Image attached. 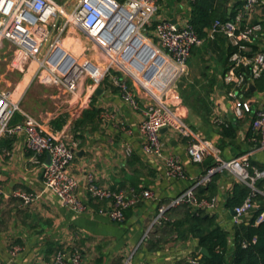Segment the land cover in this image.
Segmentation results:
<instances>
[{
  "label": "built area",
  "instance_id": "obj_1",
  "mask_svg": "<svg viewBox=\"0 0 264 264\" xmlns=\"http://www.w3.org/2000/svg\"><path fill=\"white\" fill-rule=\"evenodd\" d=\"M194 1L179 0L180 4L176 9L173 8L172 15L163 16L160 14L163 0H77L71 9L54 0H0V45L7 40L15 48V64L37 61L38 70L35 76L48 85L60 86L72 92L77 89L78 77L84 73L90 75L94 82L88 86L89 94H93L102 79L110 75L121 99L130 108L140 110L142 114L138 124L142 152L146 157L161 159L169 177L183 178L185 172L178 156L164 153L166 145L161 139L163 128L187 139L185 152L193 163H200L207 156L215 158V164L207 169L205 174L200 175L194 184L180 192L167 205L158 208L153 223L165 219V212L169 207L183 203L215 212L218 207L217 197L198 200L194 190L198 184L206 183L212 174L223 171H229L235 180L242 181L251 188V193L244 201L233 208L234 214H231L230 222L239 223L254 207L252 197L258 191L255 180L264 178V170L252 167L250 162L252 152L264 150V88L258 87V83L264 81V0H228L229 12L233 11L232 17L214 20L206 28V35L203 37L190 22V7ZM112 15L127 16L128 21L148 42L155 39V51L169 65L171 78L168 83L186 71L187 60L193 47H200L205 41L214 40L218 35L225 37L232 51L226 56V65L221 76L222 88L218 93L225 99L231 116L226 119L221 115H214L212 122L220 126L228 125L231 119L247 118L258 141L252 152L228 160L222 159L219 156L220 149L211 140L195 134L193 129L183 122L181 113L165 104V101L154 98L146 101L142 107L127 80L111 74V65H107L102 72L98 65L86 60L95 70L89 72L81 69L80 75L69 77L68 71L72 68L80 69L81 64L68 53L64 56L62 53L57 55V48L64 51L60 45L61 35L69 27H75L91 36L98 44L108 41L107 38H110L114 31L108 30L106 23ZM121 27L119 23L115 30L120 32ZM107 50L118 54L122 64L137 75L135 78L141 81L140 84L142 80L147 84L149 79L143 76L146 71L134 67L129 59L123 57V51L118 53L110 46ZM68 55L71 59H67ZM141 75L143 79L139 78ZM251 85H254V90ZM88 101L89 97L85 99V102ZM16 112L23 114V121L12 123ZM20 133L24 135L26 148L31 151V162L42 167L44 189L51 190L59 198L61 205L71 211L97 212L114 222H121L125 219L127 209L142 199L153 198L151 189L144 188L128 194L122 189L113 190L102 185L93 173H88L84 180L87 194L90 198L106 203L105 207L91 206L88 198L79 194V182L69 171L75 158V143L68 141L66 133L44 131L38 120L20 109L10 89H0V138ZM128 133L131 134L132 131L129 130ZM124 150L128 155L131 153L129 143L124 145ZM48 155L49 163L45 160ZM250 168H253L252 174ZM15 195L22 199L24 205L32 203L34 199L32 193L25 191H16ZM263 218L264 210L257 221ZM220 222L224 227L228 226L227 223ZM18 249L19 247H13L12 253ZM81 261L82 256L76 249L69 253L61 249L54 256V264H81ZM188 261L195 263L196 259L189 257Z\"/></svg>",
  "mask_w": 264,
  "mask_h": 264
},
{
  "label": "crops",
  "instance_id": "obj_2",
  "mask_svg": "<svg viewBox=\"0 0 264 264\" xmlns=\"http://www.w3.org/2000/svg\"><path fill=\"white\" fill-rule=\"evenodd\" d=\"M178 4H180L179 0H163L160 14L171 16L172 7L174 5L177 7ZM186 5L182 7L185 8ZM121 30L123 31L124 28ZM122 31L118 34L112 33L108 41L99 45L103 47L108 45L118 53L132 48L130 56L138 61L139 58L136 56L138 49L144 45L152 47L154 56L145 62L140 60L142 64L140 70L145 72L153 65L150 70L151 79L147 84L160 90L164 88L171 78L169 65L155 51L154 46L138 32L127 33L125 39L121 38ZM65 33L64 38L71 36L75 38L79 35L75 28L71 27ZM136 37L140 40L139 45L132 43ZM220 38H224L223 50H225L228 45L225 37L219 35L211 41L220 43ZM117 40H120L118 47L115 44ZM63 46L64 49L66 41ZM108 46H106L107 49ZM85 48L84 46V50ZM225 53H227L226 50ZM62 55H67V51L64 50ZM15 58V48L4 40L0 45V84L9 71L19 70L18 78L13 83V88H10L14 100L18 102L22 110L36 117L44 131L66 133L68 141L75 143V158L69 171L79 182V194L88 198L90 205L94 208L106 206L105 201L90 198L85 190V177L88 173H93L99 183L110 189H122L130 194L132 191L148 188L153 191V198L142 199L131 206L121 222H114L97 212L71 211L61 205L59 198L51 190L44 189L42 167L31 162V151L25 146L23 133L1 137L0 262L2 264H54V256L58 250L62 249L69 253L76 249L82 256L81 264H141L142 262L181 264L192 257L193 253L200 251L197 240H176L175 235H171L168 229L160 224L157 229L150 231L158 208L167 205L171 199L189 185L194 184L202 175V168L193 163L185 152L187 139L166 130L163 132L161 139L166 145L164 153L178 156L185 172L183 178L169 177L161 159L146 157L142 152L138 135V124L142 114L140 110H133L121 99L115 85L114 88L111 84L100 83L95 90L101 88L102 92L95 94L94 91L93 94H89L88 86L81 84L82 91L79 93L81 102L77 104L78 106L76 105L77 109L73 110V106L68 103L74 102L73 99H65L57 93L49 94L39 91L38 84H48L40 78L34 81L38 67L33 68V62L37 61H27L26 67L22 69L23 64H19L20 67L15 65ZM80 64L84 71L95 70L87 61ZM225 65L226 59L209 66L210 73L216 70L217 75H213L212 78L218 83L214 86L216 94L213 106L208 109L211 121L214 115H221L226 119L231 116L225 99L218 93L222 88L221 76ZM186 70L188 71V65ZM32 83L38 84L33 86ZM130 85L134 86L131 81ZM132 90L136 94L137 90ZM211 91L207 89L206 93ZM92 95H95V106L100 109V119L96 121V124H89L76 132L73 127L74 120L82 108L89 104ZM88 97L87 103L84 99ZM139 100L143 107L146 100L140 98ZM180 108L183 110L181 112L183 120L188 121L187 124L191 128L195 130L199 128L197 134L200 137L218 142L219 136L213 122L211 123L214 126L211 125V128L204 125L199 127L198 121H191L187 116L188 110ZM113 114L116 116L113 117ZM23 118L21 112H16L12 123L21 122ZM238 120L242 125L237 131V137L232 140V145L227 144L220 150L219 156L222 159L228 160L252 152L258 144L257 135L250 129L248 119H231V122ZM129 130L132 131L131 134L128 133ZM229 141L227 140V143ZM126 143L131 146L129 155L124 150ZM78 151H80L79 154ZM250 159L264 164V150L252 152ZM45 160L47 161V157ZM221 174L216 196L218 207L215 212L219 214L220 221L229 226L231 216H225L222 204L235 178L229 171H223ZM16 191L32 193L33 202L24 205L22 199L15 195ZM148 233L152 235L151 239ZM15 246L19 249L12 253Z\"/></svg>",
  "mask_w": 264,
  "mask_h": 264
},
{
  "label": "trees",
  "instance_id": "obj_3",
  "mask_svg": "<svg viewBox=\"0 0 264 264\" xmlns=\"http://www.w3.org/2000/svg\"><path fill=\"white\" fill-rule=\"evenodd\" d=\"M190 10V22L202 37L206 35V28L214 20H225L233 15V11L229 12L228 0H195L191 3ZM223 40L224 38H220V43L211 40L205 41V46H207L205 50L224 49ZM225 50L228 54L232 48L227 45ZM111 74L122 77L120 72L111 71ZM127 82L130 84L129 79ZM101 84L114 86L110 75H106ZM258 85L260 89L264 88V81L261 80ZM203 92L206 96L207 89L203 88ZM94 99L95 95H92L89 104L82 108L74 120L73 127L76 132L89 124H96V121L100 119V109L95 106ZM205 106L207 107V105ZM241 125L239 120L230 122L228 125H215L219 136L218 147L220 150L233 142L232 140L237 137V131ZM227 140L230 141L227 143ZM250 162L252 167L264 170V164L251 159ZM196 164L202 168L203 175L215 164V159L213 156H207L202 162ZM249 171L252 174L253 168H250ZM221 175V172H216L210 176L206 183L198 184L195 187L194 192L198 200H211L217 196L218 180ZM254 184L258 190L252 197L254 207L239 223H230L227 227L222 225L217 212L193 207L189 203L169 207L166 210L167 217L162 219L160 226L168 229L171 235L174 234L176 240H197V247L199 249L203 247L207 251V254L200 251L193 253L192 257L196 259L195 263L184 260L181 264H264V218L257 221L264 210V178H257ZM250 193L251 188L246 183L234 180L231 190L227 193L222 204L225 216H231V209L241 204Z\"/></svg>",
  "mask_w": 264,
  "mask_h": 264
},
{
  "label": "rangeland",
  "instance_id": "obj_4",
  "mask_svg": "<svg viewBox=\"0 0 264 264\" xmlns=\"http://www.w3.org/2000/svg\"><path fill=\"white\" fill-rule=\"evenodd\" d=\"M59 4H64L67 6L68 9H71L76 3L77 0H54ZM175 6V7H174ZM172 8L176 9V5H174ZM179 8V7H178ZM75 28V27H71ZM78 36L74 37H65L66 33H63L61 35V44L64 45V42L66 41V46L64 50L67 51L68 54L71 56H74L79 63L83 61H90L95 65H98L100 70L103 72L104 69L107 67V65H111L110 69L112 71L120 72L121 76L125 80H130L131 84L132 82L135 84L134 86H131L132 89H136V97L151 101L154 100V98H158V100L165 101V104L171 106L174 109L180 110V113L183 111L180 107L186 108L188 110L187 116H189L191 121H198L199 127L214 126L211 122V116H210V109L213 106L214 103V97H215V90L214 86L218 85L216 80L212 78L213 75H217L216 70L214 69L212 73H210V67L213 66L216 62H223V60L226 59V53L225 50L216 51L215 49L205 50V43L200 47H193L190 53V56L187 60L188 65V71L186 70L182 75H180L176 80H172L170 83L166 85V87L162 90H158L156 87L152 86L151 84H145V81L142 80V84L135 78L137 75H135L134 72L130 71L126 68V65L122 64L120 61L118 54L116 52H109L105 46H101L89 35L85 34L83 31L75 28ZM142 33V32H141ZM69 38V39H68ZM152 46H157V43L155 39H151L149 42ZM84 46L86 47L84 50ZM64 47V46H63ZM83 54H80L82 53ZM108 52V54H107ZM42 57V56H40ZM17 67L19 65L15 64ZM27 65V64H26ZM25 64H23L22 69L26 67ZM20 67V66H19ZM38 67V62H33V68ZM20 69V68H19ZM21 69V70H22ZM20 72L19 70L15 69L13 71H9L6 75H4V79H2L0 84V89H10L13 88V83L15 80H17ZM39 75V74H38ZM105 76V75H104ZM140 79H143L142 75L139 76ZM39 79L38 76L34 77V81L36 82ZM34 82V83H35ZM11 83V85H8ZM93 79L90 75H87V73L82 74V76L78 77V83H77V89L75 91L67 90L60 86H54V85H40L38 84L39 91H43L46 93H57L62 95V97H65V99H73L74 102H68L70 103V106H73V110L77 109V106L80 104L81 99L79 98L80 92L82 91V85L85 86L92 85ZM33 84V83H32ZM33 84V86L37 85ZM82 84V85H81ZM40 85V86H39ZM81 86V87H80ZM99 87V84L97 85ZM203 87H207L206 89H211L212 91L207 93L206 96L203 92ZM87 90L89 91V87H87ZM179 93V94H178ZM183 99L185 102H182ZM85 100V99H84ZM206 103V104H205ZM78 104V105H77ZM77 105V106H76ZM207 105V107L205 106ZM20 107V106H19ZM22 110V107H20ZM25 112L28 116L33 117L36 119V117L32 114H30L27 111L22 110ZM185 113V116H186ZM182 115V113H181ZM113 117L116 115L113 114ZM185 124V120H183ZM188 125V124H187ZM193 129V128H192ZM199 130V128H196ZM193 129L195 134H197V131ZM206 136V135H205ZM212 143L218 147V143L216 141H213V139H210ZM233 142H230L229 144L232 145ZM219 148V147H218ZM167 215L165 214V218ZM161 223V221H158L153 224L150 231H153L157 229L158 225ZM151 233V232H150ZM148 233V236L150 235ZM152 235H150L151 239ZM152 241V240H151Z\"/></svg>",
  "mask_w": 264,
  "mask_h": 264
},
{
  "label": "water",
  "instance_id": "obj_5",
  "mask_svg": "<svg viewBox=\"0 0 264 264\" xmlns=\"http://www.w3.org/2000/svg\"><path fill=\"white\" fill-rule=\"evenodd\" d=\"M103 12L106 15H108V12L105 9H103ZM125 31H126V29L123 31V34H124ZM107 39H109V38H107ZM139 42H140V40L137 37L134 38L133 41H132V43L134 45H139ZM62 52H63V50L61 48H57V50H56L57 55L58 54H61ZM131 52H132V48H129L127 50L125 49V51H123V57L125 59H129L131 61L132 65L134 67H136L137 69H140L141 66H142V64L139 62L140 60L143 61V62H145L150 57L154 56L153 48L150 47V46H148V45H144V46H142V47H140L138 49L136 56L139 58V61H138V59H136L134 57L131 58V56H130V53ZM55 57H56V55L54 57H52L51 60L54 61ZM67 59H71L70 55L67 56ZM152 68H153V65H151L150 68H149V70L144 73V75H143L144 78L150 79V77H151V71L150 70ZM155 83H156V81H155ZM254 88H255L254 85H251V89L254 90ZM101 92H102V89L101 88H98V89L95 90V94H100ZM165 130H166V128H163L162 129V132H164ZM77 153L79 154L80 151H78ZM49 161H50V156L48 155L46 162L49 163ZM231 214H234L233 209H231ZM200 252L203 253V254H207L206 249L203 248V247L200 248Z\"/></svg>",
  "mask_w": 264,
  "mask_h": 264
},
{
  "label": "bare ground",
  "instance_id": "obj_6",
  "mask_svg": "<svg viewBox=\"0 0 264 264\" xmlns=\"http://www.w3.org/2000/svg\"><path fill=\"white\" fill-rule=\"evenodd\" d=\"M119 20V21H118ZM121 24V28H124V29H126V31L124 32V34H123V32H122V34H121V38H125L126 37V35H127V33H129L130 34V32L131 31H133L132 32V34L133 33H135V32H137V30H136V28L134 27V25L133 24H131L129 21H128V19H127V16H122V17H119L118 15H112V17L109 19V21L106 23V27L110 30V31H114V32H112L113 34H118L119 33V31H117V30H115L116 29V27L118 26V24ZM127 23H129V26H127L126 27V25H127ZM126 27V28H125ZM126 39V38H125ZM120 43V40H117L116 41V47H118V46H120V45H118ZM118 45V46H117ZM81 69H83V67L82 66H80V69H76V68H72V69H70L69 71H68V73H67V75L69 76V77H71V76H73L74 74V76L73 77H75L76 75H80L81 74Z\"/></svg>",
  "mask_w": 264,
  "mask_h": 264
}]
</instances>
